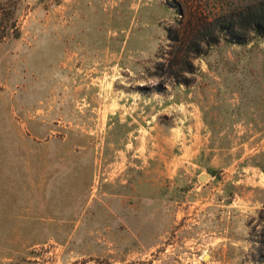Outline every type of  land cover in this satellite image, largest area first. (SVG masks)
I'll return each mask as SVG.
<instances>
[{"label":"rangeland","instance_id":"374dc122","mask_svg":"<svg viewBox=\"0 0 264 264\" xmlns=\"http://www.w3.org/2000/svg\"><path fill=\"white\" fill-rule=\"evenodd\" d=\"M257 1L13 0L0 264H264V38L203 45L190 86L157 72L180 9ZM124 41L127 70L69 59Z\"/></svg>","mask_w":264,"mask_h":264},{"label":"trees","instance_id":"16d2710c","mask_svg":"<svg viewBox=\"0 0 264 264\" xmlns=\"http://www.w3.org/2000/svg\"><path fill=\"white\" fill-rule=\"evenodd\" d=\"M179 15L183 18L179 27L166 29L171 48L157 72L160 77L182 80L186 86H190L192 80L184 75L196 74L193 61L204 55L203 45L210 48L225 41L244 46L248 44L249 33L255 38H264V0L246 7L234 6L233 2L207 10L190 7L187 14L180 9ZM19 16L20 9L13 8V0H0V43L22 37Z\"/></svg>","mask_w":264,"mask_h":264},{"label":"crops","instance_id":"0c3cea01","mask_svg":"<svg viewBox=\"0 0 264 264\" xmlns=\"http://www.w3.org/2000/svg\"><path fill=\"white\" fill-rule=\"evenodd\" d=\"M166 26H165V29H166ZM165 40L161 43V45L165 42ZM125 44H126V41L121 42L120 44H118L115 47V49H112L111 51L110 50L90 51L86 47L80 48V45H79V47L77 49L75 48L74 51L71 53L69 59H71V60L81 59V61H83V60L88 61L89 60V63H87V64L91 69L86 70L85 71L86 73H89V72L97 73V72H99V73H102V75L103 74L105 75V74L112 73L114 71V69H117V68L127 70V69H124V68H128L127 63L129 64V62H132L134 60H133V57L131 55L125 54V52H124L125 51ZM98 65H100V66H98ZM76 69H78V68H76ZM100 69H103V70H100ZM100 78H103V76H98L97 78H95L93 80V83H95V85H97V86L101 85V84L103 85ZM96 80H97V82H95ZM98 81L101 83L98 84Z\"/></svg>","mask_w":264,"mask_h":264},{"label":"water","instance_id":"95a60500","mask_svg":"<svg viewBox=\"0 0 264 264\" xmlns=\"http://www.w3.org/2000/svg\"><path fill=\"white\" fill-rule=\"evenodd\" d=\"M207 178H208V175H202V176L200 177V179H201L202 181L206 180Z\"/></svg>","mask_w":264,"mask_h":264}]
</instances>
